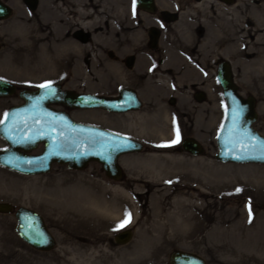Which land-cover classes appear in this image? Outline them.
<instances>
[{
    "label": "rangeland",
    "instance_id": "1",
    "mask_svg": "<svg viewBox=\"0 0 264 264\" xmlns=\"http://www.w3.org/2000/svg\"><path fill=\"white\" fill-rule=\"evenodd\" d=\"M4 1L13 14L0 20V77L19 87L52 81L106 95L131 86L144 101L141 110L70 113L77 121L140 139L144 149L120 158L125 174L118 183L98 162L82 170L55 163L39 175L0 165V201L40 211L57 241L51 251L36 250L16 232L15 215L0 213V264H170L175 249L197 253L207 264H264V164L220 162L217 135L225 105L198 101L193 90L209 88L182 83L180 40L194 42L197 22L163 26L133 0H98V9L97 0ZM159 1L163 8L176 9L177 0ZM83 5L89 17L74 9ZM188 15L193 19V13ZM247 15L262 14L249 8ZM258 21L246 19L240 40H231L228 51H264V20ZM23 23L44 26L54 57L48 71L35 70L36 49L18 51ZM154 24L163 30L159 51L148 50L145 43L146 29ZM234 24L229 20V27ZM77 30L88 38L75 37ZM20 103L18 94L0 97V120ZM174 119L179 142L169 145L176 137ZM185 137L200 140L204 154L184 152ZM5 146L0 136V149ZM196 193L200 196L194 200ZM126 212L130 222L114 230ZM126 229L133 230V240L118 244L115 235Z\"/></svg>",
    "mask_w": 264,
    "mask_h": 264
},
{
    "label": "water",
    "instance_id": "2",
    "mask_svg": "<svg viewBox=\"0 0 264 264\" xmlns=\"http://www.w3.org/2000/svg\"><path fill=\"white\" fill-rule=\"evenodd\" d=\"M137 4L147 11H155L154 0H138ZM11 15V7L0 0V19H7ZM151 35L154 46L160 36L158 28L153 27ZM78 36L86 40L89 35L81 30ZM129 62L131 63L130 60ZM220 74L224 75L222 71ZM52 86L56 90V95L44 100L39 99L44 95V89L22 88L19 91L24 102L10 107L7 111L8 118H4V123L0 124V135L9 145L8 148L0 150V164L20 173L37 175L50 172L55 163L65 164L70 169L82 170L89 163L98 162L109 179L122 180L124 169L120 157L128 153L141 152L144 144L131 136L77 121L68 111L56 109L53 105L62 104L73 109L103 108L112 112H127L142 107L138 93L126 87L121 90L119 97H110L64 89L58 83H53ZM224 88L229 102L226 120L217 135L216 158L221 162L264 164V158H237L248 155L259 157V148L256 151L250 149L249 153L243 152L242 148L248 144L249 137L253 138L252 143L259 145L264 141V136L252 126L256 118L254 103H249L234 93L235 87L231 82H224ZM17 89L15 83L0 78V97L14 95ZM232 98H235L243 108L238 123H234L230 117ZM93 139L97 142L90 143ZM41 144L44 146L43 150L40 153H32ZM54 144L61 145L55 149L58 154H52ZM124 144L129 146L116 149L113 147ZM182 148L195 156L203 155L205 151L203 144L194 137L184 138ZM0 213L15 215L18 235L34 249L51 251L56 247V238L39 211L25 205L17 206L12 202L0 201ZM33 231L43 234V242H37L32 235ZM133 237V230L126 229L115 235V241L118 244H128ZM169 262L207 264L203 256L182 249L173 250Z\"/></svg>",
    "mask_w": 264,
    "mask_h": 264
},
{
    "label": "flooded vegetation",
    "instance_id": "3",
    "mask_svg": "<svg viewBox=\"0 0 264 264\" xmlns=\"http://www.w3.org/2000/svg\"><path fill=\"white\" fill-rule=\"evenodd\" d=\"M2 1L8 4L6 1ZM137 2L138 0H135V7L139 11L156 16L158 24L163 26L172 21H177L179 25H183L184 21L188 19H190V22H197L194 42H188L182 37L180 40V45L182 46L180 51L183 56L180 60L182 83L191 88H209L206 92L193 90L195 93L194 97L200 102L207 99V103H214V100H217L218 103L224 104L225 117L222 123L224 124L229 102L224 82H231L235 87L234 93L245 101L254 103L256 118L252 126L264 136V51H228L231 40H240L243 31L241 24H245L246 19H252L254 22L255 20H264V0H249L248 3L247 0H187L185 4H182V0H177V6L174 10L163 8L159 0H154V12L139 7ZM249 8L262 15H247ZM191 13L194 14L193 19L188 15ZM231 19L235 23L233 28L228 26V22ZM205 23L208 25H205ZM158 26L155 24L150 25L145 32L147 34L145 43L150 51H159L157 46L163 30ZM153 27L158 28L160 31V36L155 46L152 45L151 29ZM79 31H75V37L83 40L78 36ZM129 60L132 63L134 57ZM220 71L223 72V76H221ZM127 87L134 89L138 93L142 100V107L138 110H141L144 106V101L139 92L131 86ZM121 90L122 88L118 94L107 96L119 97ZM56 106L63 107L62 109L70 112V108L64 105L58 104ZM98 110L111 112L102 108H98ZM6 147H8L7 143L4 148ZM42 149L43 145H40L35 152H40Z\"/></svg>",
    "mask_w": 264,
    "mask_h": 264
},
{
    "label": "bare ground",
    "instance_id": "4",
    "mask_svg": "<svg viewBox=\"0 0 264 264\" xmlns=\"http://www.w3.org/2000/svg\"><path fill=\"white\" fill-rule=\"evenodd\" d=\"M74 9L77 12L80 11L81 13L86 14V16L88 17L91 15L90 13L87 12V7H85V5L77 6ZM19 26H20L19 28L20 31L18 33V36L20 39V43L17 46L18 51H34L36 49V51L40 52V59L37 60L38 64L37 66L34 67L35 70L37 71V70L47 69L48 71V69H51L52 60L54 63V57H51L52 44L50 43V41H46L49 36L44 34V26L40 24L35 25V24H28V23H23V24H20ZM61 59L63 60V58ZM58 63H59V59H58ZM199 196L200 195L197 193L192 194V197L194 200L195 199L197 200ZM188 216L187 217L181 216L180 218L181 220H184L185 218H188ZM191 216H189V218H193V219L195 218V216H192V217Z\"/></svg>",
    "mask_w": 264,
    "mask_h": 264
},
{
    "label": "snow or ice",
    "instance_id": "5",
    "mask_svg": "<svg viewBox=\"0 0 264 264\" xmlns=\"http://www.w3.org/2000/svg\"><path fill=\"white\" fill-rule=\"evenodd\" d=\"M133 3L135 4V0H133ZM53 82L52 81H45L44 83L37 85V87L44 89V95H42L39 99L40 100H44L50 97H53L56 95V90L55 88H53ZM39 102V101H38ZM37 102V103H38ZM243 111V108L241 107V105L239 104V102L237 100H235V98H232V104H231V112H230V117L233 120L234 123H238L239 122V118H240V113ZM9 116L8 113H4V118L7 119ZM4 120H0V124H3ZM174 123V131L176 133V137L175 139H173L172 141H169L168 144H175L179 142V128L175 127V119L173 121ZM231 131V129H230ZM253 138L249 137V142L248 144L244 145V147L242 148V151L245 153H249V150L251 149L252 151H256L257 148H259V152L260 155L259 157L256 156H252V155H248V156H240L237 157L238 159H247V158H264V141H261L259 143V145L254 144L251 142ZM97 141L95 139L91 140L90 143H96ZM129 145L124 144V145H114V149L116 148H121V147H128ZM160 146H164V145H160ZM61 145L59 144H54L53 145V152L52 154H58V152L55 151V149L60 148ZM233 147H235V143L233 144ZM168 183H171V181H168ZM237 191H240V189H237ZM250 217H251V211H250ZM130 217H131V213L130 212H126L125 213V219L121 220L118 224L115 225L114 230H119L121 227L125 226L126 223L130 222ZM251 222V219L250 221ZM31 227V226H29ZM27 235V234H26ZM32 235L37 239V242H43V234L39 233V232H32Z\"/></svg>",
    "mask_w": 264,
    "mask_h": 264
}]
</instances>
